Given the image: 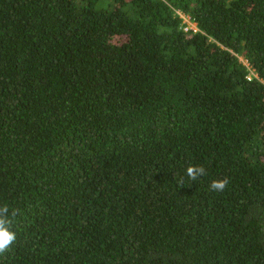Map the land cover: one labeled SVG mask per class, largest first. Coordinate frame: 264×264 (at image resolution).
<instances>
[{"label":"trees","instance_id":"trees-1","mask_svg":"<svg viewBox=\"0 0 264 264\" xmlns=\"http://www.w3.org/2000/svg\"><path fill=\"white\" fill-rule=\"evenodd\" d=\"M3 205L0 264H264V0H0Z\"/></svg>","mask_w":264,"mask_h":264},{"label":"clouds","instance_id":"clouds-1","mask_svg":"<svg viewBox=\"0 0 264 264\" xmlns=\"http://www.w3.org/2000/svg\"><path fill=\"white\" fill-rule=\"evenodd\" d=\"M205 168L202 166L189 165L186 169V175L196 181L198 177L205 175ZM183 180L179 184L182 186ZM228 185L227 178L223 180L212 181L210 188L213 191H223ZM17 210L10 212L7 205L0 206V254L4 253L16 240V233L12 231L14 218L17 216Z\"/></svg>","mask_w":264,"mask_h":264},{"label":"built area","instance_id":"built-area-1","mask_svg":"<svg viewBox=\"0 0 264 264\" xmlns=\"http://www.w3.org/2000/svg\"><path fill=\"white\" fill-rule=\"evenodd\" d=\"M177 15L183 20V31L184 32H196L197 28L196 25L189 19V17L181 15L180 13H177ZM243 65L247 68L248 71V77L247 80L250 81L252 78H255L256 76L253 74V72L250 70L246 62H242Z\"/></svg>","mask_w":264,"mask_h":264}]
</instances>
